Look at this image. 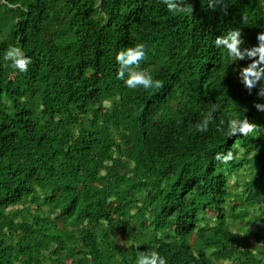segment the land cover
Wrapping results in <instances>:
<instances>
[{"label":"trees","instance_id":"trees-1","mask_svg":"<svg viewBox=\"0 0 264 264\" xmlns=\"http://www.w3.org/2000/svg\"><path fill=\"white\" fill-rule=\"evenodd\" d=\"M208 2L174 15L161 0H0V264H136L137 250L264 264V131L216 130L244 115L264 127V99L235 79L250 61L214 44L239 27L255 45L264 8L226 0L225 16ZM140 42L160 89L116 78V53ZM9 45L27 73L3 60ZM229 149L233 161L214 159Z\"/></svg>","mask_w":264,"mask_h":264},{"label":"clouds","instance_id":"clouds-1","mask_svg":"<svg viewBox=\"0 0 264 264\" xmlns=\"http://www.w3.org/2000/svg\"><path fill=\"white\" fill-rule=\"evenodd\" d=\"M161 2L166 6L167 11L174 15L193 11L191 5L186 4L185 0H161ZM13 6L9 5V7ZM208 6L213 10L219 7L225 16L228 15L226 0H209ZM247 19V15L241 16L242 22H247ZM242 37V29L239 27L230 28L225 35L216 37L214 44L216 48L226 50L229 60L235 62L250 61L246 66L235 68V79L243 85L249 95L255 89L257 98L264 99V30L257 33V43L251 47H242L245 44ZM146 58L147 49L142 42L120 50L115 55L118 64L116 78L122 80L129 89L142 88L148 91L162 88L163 82L161 80L155 79L148 70L141 69L140 63ZM3 60L11 62L10 66L22 74L28 72L29 65L32 63L31 57H27L21 47L16 45H9L3 55ZM5 66H8V64L6 63ZM253 107L257 111L264 112V104L254 102ZM218 111H220L219 104H210L209 111L204 114L203 119L194 125L195 129L198 132H207L210 123L213 121V114ZM243 112H247V109H244ZM216 130L229 137H246L253 132L264 131V127L250 123L247 116L244 115L242 119L238 117H230L226 121L221 119ZM234 158L231 149L226 152H217L214 156V159L222 164H227L233 161ZM237 179L238 177L233 174L229 177V183L235 184ZM250 251L253 255H256V248ZM136 256V264H168L167 259L156 250H137Z\"/></svg>","mask_w":264,"mask_h":264},{"label":"rangeland","instance_id":"rangeland-1","mask_svg":"<svg viewBox=\"0 0 264 264\" xmlns=\"http://www.w3.org/2000/svg\"><path fill=\"white\" fill-rule=\"evenodd\" d=\"M30 0H25V3H28ZM59 1H63V0H59ZM252 229H256V231H261V224H258V225H254L252 226Z\"/></svg>","mask_w":264,"mask_h":264},{"label":"water","instance_id":"water-1","mask_svg":"<svg viewBox=\"0 0 264 264\" xmlns=\"http://www.w3.org/2000/svg\"><path fill=\"white\" fill-rule=\"evenodd\" d=\"M262 5H263V8H264V0H262Z\"/></svg>","mask_w":264,"mask_h":264}]
</instances>
